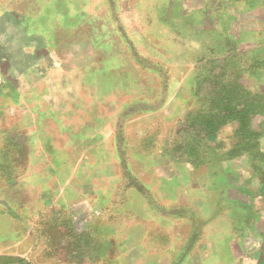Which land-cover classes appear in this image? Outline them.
Masks as SVG:
<instances>
[{
    "label": "crops",
    "instance_id": "obj_1",
    "mask_svg": "<svg viewBox=\"0 0 264 264\" xmlns=\"http://www.w3.org/2000/svg\"><path fill=\"white\" fill-rule=\"evenodd\" d=\"M118 2L122 19L142 13L125 20L133 54L102 58L97 70L107 82L127 66L139 89L88 91L66 140L45 132L42 119L27 127L32 133L0 129V256L189 264L194 237L192 264L236 263L253 247L264 250V0ZM125 100L145 105L127 122ZM163 127L168 135H156Z\"/></svg>",
    "mask_w": 264,
    "mask_h": 264
},
{
    "label": "rangeland",
    "instance_id": "obj_2",
    "mask_svg": "<svg viewBox=\"0 0 264 264\" xmlns=\"http://www.w3.org/2000/svg\"><path fill=\"white\" fill-rule=\"evenodd\" d=\"M118 10V0H0V124L4 122L1 130L6 126L26 133L42 119L46 123L45 132L50 128L56 138L63 136L66 140L74 124L72 114L77 107L76 110L85 106L84 96L88 91H109L120 88L119 85L129 93L138 91V81L127 66L124 73H117L123 79L114 73L116 76L108 77L107 82L106 76L97 70L102 58L108 57L103 61L107 63L114 62L120 53L126 57L133 54L131 38L134 35L125 26V20H136L142 13L139 10L129 12L131 15L125 14L126 18L122 19L118 17ZM121 25L126 31L120 29ZM107 46L110 50H106ZM182 46L187 48L184 43ZM107 51L111 53L109 56ZM92 64L94 69L90 75L87 70ZM143 83L146 87L149 85ZM206 87L220 90L222 85L215 87L210 83ZM171 88L173 81H168L166 89ZM125 101L120 106L125 122L132 118L129 114L133 109L145 108L142 103ZM53 119L58 123L51 127ZM120 120L123 121V117ZM255 121L258 125L259 120ZM157 132L156 135L165 137L169 131L163 127ZM190 132L195 133L192 127ZM172 133L178 147L182 137L180 125H174ZM3 144L0 142V150ZM11 153H18L17 148L11 147ZM47 233L49 240L45 244L53 252L58 242L51 230ZM193 239L189 243V264L196 261L191 254L199 243L195 237ZM224 253L233 254V250L226 249ZM262 255L264 250L253 247L247 254L238 256L236 263L233 259L224 260L225 264H258Z\"/></svg>",
    "mask_w": 264,
    "mask_h": 264
},
{
    "label": "trees",
    "instance_id": "obj_3",
    "mask_svg": "<svg viewBox=\"0 0 264 264\" xmlns=\"http://www.w3.org/2000/svg\"><path fill=\"white\" fill-rule=\"evenodd\" d=\"M254 101H255V100H254ZM251 108H252V109H251V111H252L251 114H252V115L259 114V111H256V106H255V104L252 105ZM249 115H250V113L248 112V110H247V113H243V112H241V114H240V113H237V114H236V116H238V117L240 118V120H242V118H243L244 116L248 117ZM209 122L212 123L211 121H209ZM211 127H212V125H207V126H206V130H207L208 133H209V132H210V133L213 132V130L211 129ZM23 262H24V261L22 260L20 264H24ZM258 264H264V255H262V257L260 258Z\"/></svg>",
    "mask_w": 264,
    "mask_h": 264
},
{
    "label": "water",
    "instance_id": "obj_4",
    "mask_svg": "<svg viewBox=\"0 0 264 264\" xmlns=\"http://www.w3.org/2000/svg\"><path fill=\"white\" fill-rule=\"evenodd\" d=\"M17 261L15 257L0 256V264L16 263Z\"/></svg>",
    "mask_w": 264,
    "mask_h": 264
}]
</instances>
